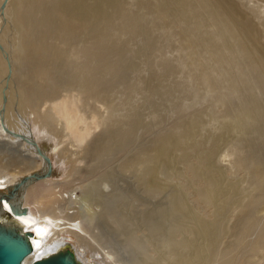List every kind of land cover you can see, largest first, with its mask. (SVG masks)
Listing matches in <instances>:
<instances>
[{"label":"rangeland","instance_id":"1","mask_svg":"<svg viewBox=\"0 0 264 264\" xmlns=\"http://www.w3.org/2000/svg\"><path fill=\"white\" fill-rule=\"evenodd\" d=\"M231 1L238 5L241 15L256 29L258 48L263 54L264 0ZM102 2L103 15L99 27L102 35L99 48L102 52V105L88 95L82 97L80 103L86 114L96 112L102 120V125L95 130L96 140L88 150H85V146L69 147L65 139L67 142L70 139L63 136L61 127H56L55 133L51 119L41 118L44 102L50 95L45 90L41 94L39 85H48L49 91L56 94L55 100L64 94L76 95L77 92L71 88L57 93L61 87H69L70 82L84 74L83 60L76 59L72 54L86 46L90 50L88 54L92 56L98 50L95 45L100 40L98 32L87 33L82 44L79 41L66 43L58 34L57 19L51 22L52 30L35 31L32 37L36 43L45 40L53 47L57 58L54 55L52 64L55 69L50 78L39 77L31 87L24 75L33 74L37 65L24 64L25 51L18 48L28 38L22 35L18 37L19 27L14 28L17 24L11 20L12 17H8V20L3 18V22L0 21V35L3 34L0 44L9 50L8 54L5 52L8 64L9 54L13 56L10 76L13 84H8L7 99L6 96L2 98L4 90L1 89L0 102L7 104V111L16 117L19 129L26 130L28 126L37 143L46 147L48 155L53 153V163L50 162L53 174L50 176L55 181L67 184L65 186L68 188L75 189L80 177L102 175V183H97L102 185L100 191L114 192L117 197H113V200L117 202L121 198L119 194H131L141 209L146 206L157 210L163 203L169 207L168 198L179 197L189 205L188 218L212 221L215 218L214 208L204 209L201 186L196 180L217 176L225 184H233L234 203L243 205L244 209L232 210L224 221L231 233L220 236L219 248L222 250L229 241L235 240L241 225L240 218L243 219L247 212L264 207V192L257 184L251 187V175L245 168L246 161L244 163L242 160H247L244 156L251 152L264 155V78L260 77L258 69L248 65L241 67L238 61H242L239 57L244 50L234 44L228 31L218 29L198 0ZM164 2L168 10L166 13L157 4ZM18 8V2L9 7L10 10ZM5 21L10 24L5 26ZM3 31L8 32L4 34ZM14 31L16 36L12 34V37ZM43 33L47 35L46 38L41 37ZM10 36L14 39L17 37L14 41L17 45H9ZM226 57L230 58L229 63H224ZM248 61L254 62L251 58ZM4 71L6 73L5 68ZM3 76L0 74V83ZM31 90L37 91L36 99L42 100L43 95L39 108L33 104ZM243 105L249 106L251 117L261 121L240 123ZM1 121L0 153L12 155L16 148L22 146L9 138ZM29 132L23 131L22 135L25 133L27 136ZM61 143L66 144L63 155L54 152L56 148L63 150V147H59ZM100 146L102 152L97 153L96 149ZM234 147L239 148L241 153L229 157ZM73 150L77 154H67ZM41 151L47 155L43 148ZM2 154L0 160L4 169L0 168V173L12 172L11 166H8L10 162L7 164L8 159H3ZM59 157L63 161L58 160ZM75 158L78 161H74ZM46 166L43 164V169ZM207 166H212V169ZM74 192L77 196L81 194L79 188ZM259 194L263 198L261 202H257ZM123 210L128 211V208L123 207ZM132 212L135 216L136 212ZM140 216L143 213L137 216L138 224L143 222L144 216ZM105 221L111 222L103 218L102 222ZM251 238H255V235ZM71 239L75 241L76 237L72 236ZM244 243L241 245L243 249L238 245V250L245 249ZM115 245L121 249V243L116 242ZM86 256L89 260L90 254ZM247 259L243 264H247ZM254 261L253 264H264V256ZM89 262L92 263V260Z\"/></svg>","mask_w":264,"mask_h":264},{"label":"bare ground","instance_id":"2","mask_svg":"<svg viewBox=\"0 0 264 264\" xmlns=\"http://www.w3.org/2000/svg\"><path fill=\"white\" fill-rule=\"evenodd\" d=\"M15 2H18V10H10V5ZM198 2L208 12V17L217 24L218 29L228 31L234 44L244 50V54L239 57L242 61H238L241 67L248 65L258 69L260 77L264 78V51L263 54L259 51L257 31L241 15L242 12L238 5L231 0H198ZM102 3V0H25L24 2L0 0V21L3 22V18L8 20V17H12L11 20L17 24L13 27H19V30L15 29L19 31L18 37L22 35L28 38L27 41L21 42L18 48L25 51L23 58L26 62L24 64L37 65L32 75L27 73L24 75L31 87L34 85L32 82L39 77H42L40 79L50 78L55 69V65L52 64L54 55L55 59L57 58L52 46H49L45 40L36 43L32 34L35 31L52 30L51 22H56L55 19H57L58 34L62 35V39L66 43L79 41L82 44L87 33L94 31L100 34ZM157 4L161 6L163 13L168 11L165 2ZM6 23L5 26L10 24L8 21ZM16 31L11 35L16 36ZM12 37L13 42L11 43L10 39L9 45L16 43L14 41L17 37L15 39ZM41 37L46 38L47 35L43 33ZM99 38L100 40L95 44L98 50L92 56L88 54L90 50L86 46H82L78 52L72 54L76 59L83 60L84 74L70 82L69 87H61L57 93L71 88L77 92L76 95L64 94L60 99L55 100L56 94L49 91L48 85L45 87L39 85L42 90V93L41 91L39 93L43 94L45 90L46 94L50 95V98L44 102V109L40 116L43 119H51L50 121L55 126L53 132H57L56 127H61L64 132L63 136L70 139L69 142L65 139L69 147L85 146V150H88L91 143L96 140L95 130L102 125V120L96 112L86 114L80 105L82 97L87 95L102 105V52L99 50L101 34ZM0 47L2 54H0V74H4L0 83L2 86L0 91L4 90L3 93L1 91L2 98L6 96L5 99H7L8 84H13L10 77L13 69V56L9 54L10 64H8L6 60L8 49L1 44ZM250 58L254 62L248 61ZM229 62L230 58L226 57L224 63ZM5 81L7 83H4ZM35 86L37 88V85ZM35 92L37 91H32L31 96L27 93L31 99H34L33 104L36 108H39L41 99L35 98ZM38 96L40 97V94ZM2 98L0 97V101ZM41 98L43 100V95ZM5 111H7V104L0 102V120H2L3 128L9 138L16 140V143L22 147L16 148L12 155L7 152L0 153H3V159L4 157L6 161L8 159L7 164L10 162L8 166L12 168V172L7 169L9 172L0 173V221L20 226L22 230H31L36 234L31 238L34 252L25 259V263H30L37 257L48 255L52 251L65 247L71 248L82 264L93 262L102 264V261L104 264H243L247 257V264H253L254 259L257 260L264 256L263 206L257 211L247 212L243 219L240 218L241 225L238 227L235 240L229 241L224 249L219 248L220 236L231 233V230L224 225L229 212L237 208H240V211L244 209L243 205L234 203L235 186L233 184H225L217 176L196 180V183L201 186L200 195L205 205L204 209L214 208L215 218L212 221L188 218L186 214L189 211V205L179 197L168 198L169 207L163 203L157 207L158 211L155 210L156 208H146V206L141 209L131 194L129 196L117 193L122 198V200L119 198L121 200L119 203L120 200L119 202L113 200V197L115 199L117 197L114 192L102 193L100 191L102 185L99 186L97 183H102V175L80 177L77 187L71 189L65 186L67 184L55 181L50 176L53 174L50 167L52 165L50 162L53 163L51 158L53 153L48 155L46 147L37 143L34 135L30 133V128L27 126L26 130L19 129L16 117ZM248 120L261 121L259 118L251 117L249 106L243 105L239 122ZM23 131L30 132L26 136L25 133L22 135ZM65 143L59 146L63 147L62 151H60L61 148H56L54 152L63 155L66 151ZM42 148L48 156L41 151ZM96 152L101 153L102 146L98 147ZM74 153L77 154L75 150L68 151L67 154L71 156ZM240 153V149L234 147L229 157ZM244 157L247 159H242L244 163L246 161L245 168L251 175V187L257 184L264 192L263 153L251 152ZM58 160L63 161L60 157ZM74 161H78V158ZM2 164L0 160V168L4 169V166L1 167ZM43 164L47 165L45 169H43ZM57 164L61 163L57 162ZM207 168L212 169V166H207ZM34 174L38 176L30 177ZM93 178L96 180L92 181ZM88 180L91 181L88 182ZM85 182L90 184H85ZM77 188L81 190L78 196L74 192ZM11 192V197L4 196ZM261 197L262 195L259 194L257 202L262 201ZM123 207H127L128 211H124ZM132 211L136 212L135 216ZM140 213L141 215L143 213L144 217L140 216L143 222L138 224L137 216ZM103 218L110 219L111 222H102ZM139 233L142 235L140 236ZM252 235H255V238L250 239ZM72 236L76 237L75 241L71 239ZM236 240L238 243H235ZM116 242L121 243V249L115 245ZM243 242L246 243H244L245 249L238 250V245L241 246ZM241 247L243 249V246ZM87 254H90L89 260L86 258ZM90 260L92 263L89 262Z\"/></svg>","mask_w":264,"mask_h":264},{"label":"water","instance_id":"3","mask_svg":"<svg viewBox=\"0 0 264 264\" xmlns=\"http://www.w3.org/2000/svg\"><path fill=\"white\" fill-rule=\"evenodd\" d=\"M36 176L34 174L30 177ZM11 195L12 192L4 194L6 197ZM35 236L31 230H22L20 226L0 221V264H82L69 247L59 248L25 263V259L34 252L31 238Z\"/></svg>","mask_w":264,"mask_h":264}]
</instances>
